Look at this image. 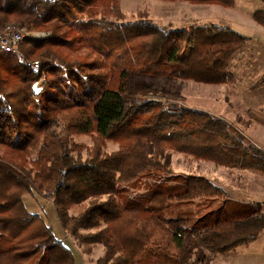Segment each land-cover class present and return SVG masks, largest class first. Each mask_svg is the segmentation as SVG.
<instances>
[{"label":"trees","instance_id":"1","mask_svg":"<svg viewBox=\"0 0 264 264\" xmlns=\"http://www.w3.org/2000/svg\"><path fill=\"white\" fill-rule=\"evenodd\" d=\"M10 17L47 35L25 38L19 54L0 50V264H76L29 210L27 193L53 201L81 253L102 249L95 264H211L261 236L262 203L231 201L205 176L173 175L174 184L136 191L150 170L170 174L175 152L264 175V149L222 116L128 82L134 72L229 84L231 61L250 37L218 24L130 19L120 0H0V28ZM254 18L264 26V10ZM78 135H90L92 145ZM111 142L118 147L108 150ZM200 198L224 202L196 218L166 213L171 202Z\"/></svg>","mask_w":264,"mask_h":264},{"label":"rangeland","instance_id":"2","mask_svg":"<svg viewBox=\"0 0 264 264\" xmlns=\"http://www.w3.org/2000/svg\"><path fill=\"white\" fill-rule=\"evenodd\" d=\"M120 3L130 19H139L145 15L162 25L176 27L218 24L250 37L248 46L231 61L230 68L236 81L229 84L206 85L134 72L129 74L128 82L132 89L147 88L152 97L222 116L243 134L249 144L264 149V26L254 18L256 10H264V0H236V5L232 8L181 0H120ZM9 23L23 26L14 17H10ZM36 32L47 35L45 30ZM76 139L79 143L92 145L90 135H78ZM117 147V143L111 142L108 150ZM171 162L170 174L152 169L136 184V191H149L174 184L173 175H201L225 188L231 201L262 203L264 213V175L261 173L217 166L214 162L179 152L173 153ZM24 200L29 210L40 214L51 226L55 236L73 250L76 264H95L102 249L97 247L90 255L77 250L72 240L66 236L51 199L37 193H27ZM223 202L220 199L213 201L207 198L183 203L175 201L168 205L166 213L171 217L191 214L196 218ZM259 256L264 258V231L249 244L239 246L226 254L215 255L211 264H255V259Z\"/></svg>","mask_w":264,"mask_h":264},{"label":"built area","instance_id":"3","mask_svg":"<svg viewBox=\"0 0 264 264\" xmlns=\"http://www.w3.org/2000/svg\"><path fill=\"white\" fill-rule=\"evenodd\" d=\"M28 36L44 37V33L30 32L26 27L16 23H7L0 28V49L9 53H20V43ZM33 69L38 70L41 67V62L38 59L31 61Z\"/></svg>","mask_w":264,"mask_h":264},{"label":"crops","instance_id":"4","mask_svg":"<svg viewBox=\"0 0 264 264\" xmlns=\"http://www.w3.org/2000/svg\"><path fill=\"white\" fill-rule=\"evenodd\" d=\"M255 264H264V258L262 256H259L255 259Z\"/></svg>","mask_w":264,"mask_h":264}]
</instances>
